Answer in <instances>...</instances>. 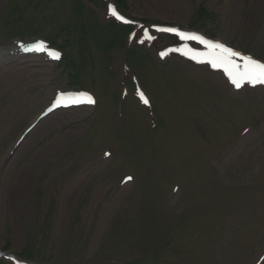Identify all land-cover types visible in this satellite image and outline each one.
I'll return each mask as SVG.
<instances>
[{
  "label": "rangeland",
  "instance_id": "1",
  "mask_svg": "<svg viewBox=\"0 0 264 264\" xmlns=\"http://www.w3.org/2000/svg\"><path fill=\"white\" fill-rule=\"evenodd\" d=\"M118 1L136 20L176 22L264 59V0ZM90 13L79 0H0V38L47 36L76 62L71 70L70 63L48 65L42 56L25 64L0 62V248L43 263L94 264L132 253L142 238L159 243L166 255L159 264H264V88L235 93L221 77L184 69L176 52L165 64L181 65V75L153 67L163 63L141 53L130 65L154 95L166 128L150 139L145 126L130 124L126 149L141 152L149 144L148 158L130 155L111 128L119 94L109 83L120 45L112 35L123 33ZM215 81L228 97L214 89ZM126 84L125 100L137 103ZM78 87L103 97L96 116L93 108L56 112L15 146L56 90ZM143 111L142 118L136 115L150 128L151 112ZM102 126L111 143L97 135ZM98 146H113L114 153L118 148L120 155L96 157ZM145 161L151 170L141 169ZM124 173L134 181L121 185ZM179 183L184 190L172 192ZM144 185L154 205L190 218L166 230L174 239L169 249L163 244L170 238L155 236L166 228L160 214L149 210V234L146 214L137 210Z\"/></svg>",
  "mask_w": 264,
  "mask_h": 264
},
{
  "label": "snow or ice",
  "instance_id": "2",
  "mask_svg": "<svg viewBox=\"0 0 264 264\" xmlns=\"http://www.w3.org/2000/svg\"><path fill=\"white\" fill-rule=\"evenodd\" d=\"M109 13L115 16L117 19H123L111 7L109 8ZM162 30L166 32H175L177 35L181 36V38L184 39L198 40L200 43L204 44L205 47L211 49L210 52L204 54L209 57L206 62L209 63L213 68H221L223 72L228 76L229 81L236 88H240L244 83H248L253 86H255L256 84H264V63L254 60L249 56H243L240 53L234 51L233 49L225 47L223 44H220L218 42L214 43L212 41H206L202 37L196 36L194 34L181 33L173 28H166ZM148 38L151 39V37ZM49 55H52L53 58L56 59L59 58L58 54L50 52ZM161 55H163V53ZM199 55L201 54H195L190 58L193 60H197V57ZM233 57H239V59L242 60L243 63H236ZM137 94L140 96V99L143 103H148V100L144 97L143 93H140L138 91ZM78 95L86 97L85 102L87 103L95 102L90 96H87L86 93H81ZM61 99H63L62 96L57 97L56 103L58 104ZM73 102L78 103L80 101L76 99L73 100Z\"/></svg>",
  "mask_w": 264,
  "mask_h": 264
}]
</instances>
